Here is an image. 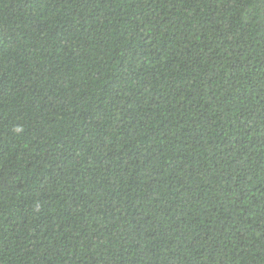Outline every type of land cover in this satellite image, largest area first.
Masks as SVG:
<instances>
[{
	"label": "trees",
	"instance_id": "obj_1",
	"mask_svg": "<svg viewBox=\"0 0 264 264\" xmlns=\"http://www.w3.org/2000/svg\"><path fill=\"white\" fill-rule=\"evenodd\" d=\"M0 264H264V0H0Z\"/></svg>",
	"mask_w": 264,
	"mask_h": 264
}]
</instances>
